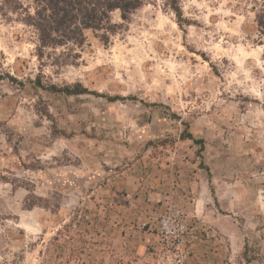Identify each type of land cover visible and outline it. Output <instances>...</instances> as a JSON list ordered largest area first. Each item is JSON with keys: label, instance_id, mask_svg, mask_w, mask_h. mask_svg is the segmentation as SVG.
Instances as JSON below:
<instances>
[{"label": "rangeland", "instance_id": "1", "mask_svg": "<svg viewBox=\"0 0 264 264\" xmlns=\"http://www.w3.org/2000/svg\"><path fill=\"white\" fill-rule=\"evenodd\" d=\"M165 3L43 58L0 14V264H264V0Z\"/></svg>", "mask_w": 264, "mask_h": 264}, {"label": "trees", "instance_id": "2", "mask_svg": "<svg viewBox=\"0 0 264 264\" xmlns=\"http://www.w3.org/2000/svg\"><path fill=\"white\" fill-rule=\"evenodd\" d=\"M148 0H0V14L16 15L19 20L32 26L38 33V56H45L46 48L56 49L74 45L82 47L88 40V33L108 44L111 36L124 31L133 14L143 7ZM165 4L175 13L179 25L188 23L184 18L180 0H165ZM115 14L119 21L115 20ZM78 56L74 53L72 57ZM2 75H0V78ZM9 78L15 80L11 75ZM40 83V81L38 82ZM41 85V84H39ZM80 87V88H79ZM53 91L67 94L83 93L82 86L48 87ZM110 99H125L122 96H109ZM131 99H138L131 96ZM144 103V102H143ZM148 105L158 103L147 102ZM181 138H188L204 148V139L195 138L191 132L183 133Z\"/></svg>", "mask_w": 264, "mask_h": 264}, {"label": "built area", "instance_id": "3", "mask_svg": "<svg viewBox=\"0 0 264 264\" xmlns=\"http://www.w3.org/2000/svg\"><path fill=\"white\" fill-rule=\"evenodd\" d=\"M162 233L165 236L174 237L176 239L181 238V235L178 233V229L175 225L172 224V220H163Z\"/></svg>", "mask_w": 264, "mask_h": 264}]
</instances>
